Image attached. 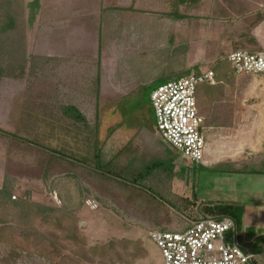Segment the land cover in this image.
Listing matches in <instances>:
<instances>
[{
  "label": "rangeland",
  "instance_id": "1",
  "mask_svg": "<svg viewBox=\"0 0 264 264\" xmlns=\"http://www.w3.org/2000/svg\"><path fill=\"white\" fill-rule=\"evenodd\" d=\"M9 1L13 6L22 5L21 0ZM9 1L0 0V9ZM23 1L29 12L27 25L0 32V131L9 130L12 135L0 132V190L8 189L11 200L38 205L35 210L45 209L37 219L11 223L15 228L38 226L45 217L46 228L40 230L55 239L64 252L71 250L63 239L72 220L92 245L113 238L136 243L106 247L102 255L87 256L85 264H160L159 250L147 231L181 230L204 213L205 207L233 201L229 198L234 194L240 198L230 191L243 188L235 185V180L241 181L247 174L228 173L232 168L228 162L203 166L177 160V152L171 163L170 151L153 136L150 92L158 84L179 78L184 70L208 68L236 47L253 50L258 46L247 41V33L264 0H140L138 9H128L120 18H112L110 29L91 35L98 42L93 39V46L87 45L86 50L70 49V39H76L69 26L71 19H65L62 26L54 18L55 12H70L65 7L69 2ZM165 9L170 17L163 13ZM5 15L7 27H13L17 20L8 18V12ZM76 54L79 60H72ZM239 76L226 85L225 99L207 109L206 120L219 124L217 134L225 141L264 140V128L249 129L247 123L252 117L264 116V76ZM68 103L78 106L89 123L94 121L95 111L100 112V157L105 165L101 171L76 163H68L64 170L63 159L43 170L47 167L43 161L46 151L36 152L26 143L33 139L36 145L46 144L47 129L41 127H45L48 115L56 118L61 105ZM133 123L142 126L138 137L130 135ZM64 128L58 141H67ZM207 133L204 128L205 139ZM134 144L143 150L145 164L155 163L149 176L141 173L136 181L120 175L118 168L124 162L120 149H131ZM244 166L250 169L251 163ZM52 170H63L75 178L54 175ZM42 172L50 174L42 176ZM53 187L61 195L54 194ZM86 193L97 198L99 209L83 205ZM12 195H17L16 199ZM3 210L0 208V217ZM140 249L145 254L132 259ZM0 264L51 263L26 250L17 255L0 249Z\"/></svg>",
  "mask_w": 264,
  "mask_h": 264
},
{
  "label": "trees",
  "instance_id": "2",
  "mask_svg": "<svg viewBox=\"0 0 264 264\" xmlns=\"http://www.w3.org/2000/svg\"><path fill=\"white\" fill-rule=\"evenodd\" d=\"M1 13L2 12H0V17L2 15ZM254 14H256L255 19L249 24L248 32H250L253 26L257 25L262 21L261 11L259 14L258 12H255ZM2 18V21L4 22L3 24L7 23L5 21V17ZM247 34V41L253 43L255 41L254 38L251 36L250 33ZM233 45L238 44L234 42ZM234 49L242 48L236 47ZM208 68L214 71L215 81L212 84H199L197 86L195 94L198 115L202 117V124L200 127L201 132L203 127L207 123L205 113L207 112V109L215 105L218 100L223 101L225 99L226 93L224 92L226 90L225 87H227L229 84H232L236 77H240L239 75H236L234 73L231 64L228 62L225 56H222L215 60L210 66H208ZM190 73L191 69L184 70L182 76L188 75ZM58 111L56 112L58 114L56 118H53L51 117V115H48L49 120H47V126L50 127V130L48 132L47 142H45L46 144L36 145L34 144L35 142H33V139H30L31 141L27 140L28 142H26L27 144L33 145L35 148L33 150L37 149L36 152L41 149L46 151V156L43 161H45L47 167H45L44 169V167L42 166L43 170H46L47 168L48 170L51 169L52 166L57 163L58 159H63L65 161V163H63L62 160V167H64V170H66L68 163H76L78 166L80 165L85 169L88 168L87 166L91 165L95 169L101 171V168L105 165L102 163V159L100 157L102 145L100 141L101 136L99 133V128L101 124V121H99L100 112L96 110L94 114V121L92 123H89L86 115L78 108V106L73 103L61 105L60 110ZM50 113L55 114V112ZM63 127H65L64 129H66L65 134L67 135V141L61 142L62 140L58 141V139H61L60 135L64 133L62 131ZM85 130H88V132H86ZM0 132L6 135V137L12 136L9 130ZM49 143L51 144L49 145ZM86 147L87 154H85ZM154 164L155 163L149 165V169L148 171H146L147 173L144 172L143 174H148V172H151L152 169L150 168L155 166ZM51 173L54 175L59 174L58 176H70L72 180L73 178H75L72 174L67 175L68 173H64L63 170H52ZM41 174L42 176H48L50 173L42 172ZM139 174L141 175V173ZM133 178L134 180L138 179V177L135 178V175H133ZM57 191V187L52 188V192L54 194L61 195L59 194L61 192ZM66 196H68V194L65 193V197ZM69 197L70 195L68 196V198ZM37 206L38 205L33 206L32 204L11 200L8 189L3 187V189L0 190V208H2V210L4 209L1 213L2 217H0V249L4 251L8 249L9 252H16L17 255H19L21 251L26 250L27 253H36L38 256H42L51 264H85L84 260H87V256H89V259L93 255H102L103 250L106 247H113L112 245L115 246L116 244H118L119 246L136 244L130 239L113 238L108 241L99 244L95 243V245H92L89 243V239L78 230L76 221L72 220L71 223H69V234H67L66 237L63 239L65 244L68 245L71 250L68 252H64L60 249V245L58 243H55V239H50V237L44 235L43 230V232L40 230V227L42 229L43 226L46 228V225L43 224V222H45V217L42 219L41 222H39L38 226L32 224L25 227L15 228L14 225L11 223V220H13L14 222L18 219L22 221H28V219H30L29 217H36L37 219V217H39L40 215V211L42 209H45L44 207L39 206V210L36 209L39 211L38 212L34 209L38 208ZM242 206V203L236 201H228L217 206L205 207L206 210L204 211V213L205 215L230 216L235 220V224L237 226L240 222ZM11 216L13 217L10 219L9 217ZM16 233H18V235H16ZM138 243L140 244L141 242L139 241ZM140 250L141 253H134L131 256L132 259H136L139 257L141 258L143 256V253L145 254L142 249Z\"/></svg>",
  "mask_w": 264,
  "mask_h": 264
},
{
  "label": "crops",
  "instance_id": "3",
  "mask_svg": "<svg viewBox=\"0 0 264 264\" xmlns=\"http://www.w3.org/2000/svg\"><path fill=\"white\" fill-rule=\"evenodd\" d=\"M21 1V6H13L12 4L14 2L10 3L9 1L5 9H0L1 11H3V17H6L5 13L8 12V18L17 20V23H15L13 27H7V23L3 24L0 28V32L3 33L5 30L10 31L23 25H27L25 18L28 16L29 12L27 11V4L24 3L26 1ZM64 2H69V4L65 7H67L68 10L70 9V12H55L54 18L58 20L59 23L61 22L62 26L65 23V19H71L69 21V26L71 32L76 33V39H70V49L86 50L87 45H90V47L93 46L91 45V42L93 43V39L95 40V42H98L96 40V36L93 37L91 35H94L96 33L98 34L99 30L101 33L102 30L105 31L110 29L112 18H120L122 16L121 13H126L128 9H138L141 1L63 0L62 3ZM163 13L166 16L170 17L169 9H165ZM93 18L95 20H93ZM113 22L115 23V21ZM90 27L94 29L91 30ZM58 33H61V31L58 30ZM250 34L254 38L256 45H258L252 47L253 50L250 51H256L264 48V24L258 23L257 25L253 26L250 30ZM77 58H79V55L76 54L74 55L72 60H75ZM25 103V106L27 107V102L25 101ZM37 105L42 106L40 105V102ZM247 123H250V125L248 126L249 129L264 128V116L252 117L248 120ZM46 124L47 123H45V127H41V129H47L45 130L46 133H44L45 136H48V131L50 130V127ZM218 126L219 124L217 122L211 121L209 123L207 122L202 129L204 148L203 157L200 165L207 166L214 163L228 162L232 167L227 170L229 171L228 173H232L233 175H244V173L247 174L244 179H241V181L235 180V185L243 186V188H235V190L230 191V194L237 192V195L240 198H238L236 194H234L233 196H230L231 198H229V200L242 203L243 205L240 222L236 226L235 240L236 243L240 245L245 251L254 255V260L256 264H264V140H253L250 142L245 141L244 143H240L237 140L225 141L217 134L219 130L218 128H220ZM141 128L142 126L140 124L133 123L131 125V128L129 127L130 135H137V137L140 136L139 130ZM204 128H207L208 130V139H205L206 137H204L203 135ZM152 134L149 133V136ZM153 136L161 144H163L168 151H170L171 163H174L176 160L174 157L179 152L176 151L169 144L164 142L159 137L156 130L154 131ZM207 143H209V145L211 144V146H207ZM225 145H227V147L229 148H225ZM255 147L257 153L254 152ZM248 148L252 151L251 153L247 151ZM119 152L121 153L120 156L124 158L123 164L118 167L120 175H125L126 178H131L132 180H134L133 175H135V177H139V173H144L148 171L149 165H152V163H154L152 159L153 162L145 164L143 162V150H141L140 147L135 144L132 145L131 149L121 148ZM156 159L157 157H155V160ZM177 160H183L186 162V160L181 156L180 153L179 156H177ZM249 162L251 163V168L247 169L244 165ZM153 167L150 168L152 169L151 172L153 171ZM151 172H148V174L144 175L149 176ZM117 177L115 176V178ZM122 177L123 176L118 177V179H122L124 181V178ZM202 215H205V213H201L197 218L191 219L188 224L182 229L188 227L192 221L200 218Z\"/></svg>",
  "mask_w": 264,
  "mask_h": 264
},
{
  "label": "built area",
  "instance_id": "4",
  "mask_svg": "<svg viewBox=\"0 0 264 264\" xmlns=\"http://www.w3.org/2000/svg\"><path fill=\"white\" fill-rule=\"evenodd\" d=\"M261 13L264 24V5ZM225 58L236 75L264 76V49H234ZM214 81V71L208 68L158 84L150 92L157 134L189 162L200 164L204 148L196 89L201 83ZM20 197L25 199L26 195ZM83 205L90 210L100 207L97 198L88 193ZM147 235L159 250L160 264H256L254 255L236 243L235 221L227 215H202L184 229L149 230Z\"/></svg>",
  "mask_w": 264,
  "mask_h": 264
}]
</instances>
